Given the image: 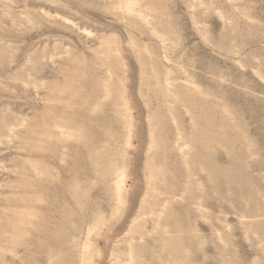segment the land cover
Returning <instances> with one entry per match:
<instances>
[{"label":"rangeland","instance_id":"1","mask_svg":"<svg viewBox=\"0 0 264 264\" xmlns=\"http://www.w3.org/2000/svg\"><path fill=\"white\" fill-rule=\"evenodd\" d=\"M140 245L147 264H264V0H0V264Z\"/></svg>","mask_w":264,"mask_h":264},{"label":"bare ground","instance_id":"2","mask_svg":"<svg viewBox=\"0 0 264 264\" xmlns=\"http://www.w3.org/2000/svg\"><path fill=\"white\" fill-rule=\"evenodd\" d=\"M121 100H122V107L123 109H126L125 112L126 114H124L125 118L128 119V129L131 132L132 131V122H131V114H130V109L128 106V99L125 95V90H122L121 92V96H120ZM171 99H172V95L169 92V90L167 88L163 89V101L165 102V104H167L168 106L171 103ZM152 127L150 129V141H151V146L149 149V152L147 154V164H146V168L148 169L147 171V185L149 187V189H151V186L154 185L153 189L156 188L158 184H162L163 183V179L166 176V172H165V163H166V153H167V144H166V139H164L161 135H162V130L165 129L166 127V122L164 120L165 117L163 115H152ZM176 131H177V138H176V144L175 146L178 147L180 149V144L178 141H181L184 139V136L181 132V128L178 124H176ZM198 133V132H197ZM161 136V137H160ZM199 139V136H198ZM129 140V138H128ZM158 144L159 146H161L162 148L157 151V153H155L153 151L154 145ZM184 148H181V150H183ZM151 151H153L154 153L152 154ZM162 154V156H161ZM159 156H161V161L157 162V159L159 158ZM191 161V160H190ZM188 163V161H187ZM190 163V162H189ZM112 165V164H111ZM110 165V166H111ZM119 170V169H118ZM162 179V180H161ZM119 186H118V192H117V205L113 211V217L117 216L116 214H118L119 212H121V210L123 209V205H124V198H123V192H122V184H123V179L120 178L118 180ZM150 199H154L153 196L148 195V193L145 194L144 198H143V202H147ZM171 213L167 214L166 216V220L168 221V216H170ZM173 227V229H177L179 228L178 222H176L175 219H171L170 220V224H167V228H171V226ZM168 244H165L163 246L164 249H166L168 256H172L173 254H175V249L177 247V245L175 244V242L173 241L172 236H168ZM144 249V246L140 245L137 246L135 249L131 248L129 254L132 255V258L127 261H124L121 259V256H117L115 258V262L113 264H129V263H134V264H147L145 262V260L141 259L140 257V252H142ZM137 253L139 254V256L137 255ZM134 254L135 257L137 255V259L134 258ZM155 260L159 261L161 260V257H157L155 258Z\"/></svg>","mask_w":264,"mask_h":264}]
</instances>
